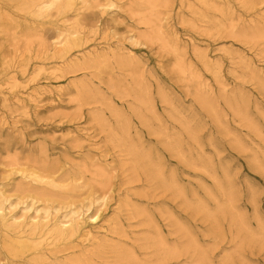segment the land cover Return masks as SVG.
I'll return each instance as SVG.
<instances>
[{
    "label": "rangeland",
    "instance_id": "rangeland-1",
    "mask_svg": "<svg viewBox=\"0 0 264 264\" xmlns=\"http://www.w3.org/2000/svg\"><path fill=\"white\" fill-rule=\"evenodd\" d=\"M0 208V264H264V0H0Z\"/></svg>",
    "mask_w": 264,
    "mask_h": 264
},
{
    "label": "bare ground",
    "instance_id": "bare-ground-1",
    "mask_svg": "<svg viewBox=\"0 0 264 264\" xmlns=\"http://www.w3.org/2000/svg\"><path fill=\"white\" fill-rule=\"evenodd\" d=\"M43 8L49 7L50 5H47V1L43 2ZM41 209L36 210L35 216L31 218V221L34 230L37 228H40L38 224H40V221H44L47 226H49V222L52 220L50 217V212L48 210H45L44 215H40ZM0 216L4 217L5 215L2 213V208H0ZM79 217V213L77 210H72L70 214L65 215L63 219L59 221H55L54 223V232L58 235H63L67 233H73L74 231L78 230L80 226V222L77 219ZM14 222L8 223L9 220L7 219L5 222L8 223V226L18 225L21 227H24V222L20 220V218H14ZM87 234H90L88 232Z\"/></svg>",
    "mask_w": 264,
    "mask_h": 264
}]
</instances>
